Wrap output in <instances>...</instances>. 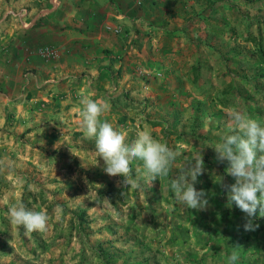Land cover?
<instances>
[{"label":"rangeland","instance_id":"rangeland-1","mask_svg":"<svg viewBox=\"0 0 264 264\" xmlns=\"http://www.w3.org/2000/svg\"><path fill=\"white\" fill-rule=\"evenodd\" d=\"M206 3L193 0V10H199V17L192 13L190 19L183 22V28L177 27V62L182 60L184 64H177V85L170 82L174 85L164 86L167 74L160 68L152 67L149 73L152 82L147 86L139 85L136 91L158 88L160 93L151 96L141 93L133 98L126 90V94L120 93L111 99L133 109V115H129L131 117L125 123L121 122L124 119L121 117H117L119 120L115 123L114 119L110 120L118 131L127 134L126 143H131L137 132L157 130L159 122H166L163 127L166 133L164 142L169 146L173 134L165 128L169 127L167 121L173 119L171 111L181 122L178 130H184L182 137L187 139L190 137L189 123L197 121L196 132L205 138L195 139L197 149L185 146L181 151L177 145V152L181 155L172 165V175H178L181 166L186 160H191L197 151L202 159L204 154L211 152L209 147L215 145H207L211 139L207 136L210 132L211 136L215 137L217 133L221 137L228 129L230 120L225 109L229 107L219 108L213 103L210 100L212 91L219 93L228 84H236L235 89L245 95L252 90V82L255 81L249 76L258 68L253 63V45L243 40V36L247 31L246 25L252 33L257 32L252 20L264 17V0H213L211 5ZM205 12H208L209 18H203ZM230 25L233 29H228ZM259 26L262 35L264 21ZM261 42L264 46V36ZM233 47L240 51L232 56L230 50ZM191 61L196 66L195 83L190 78L192 68H188ZM136 68L139 74L144 73ZM183 72L189 76L185 78ZM260 80L264 86V77L256 76V81ZM203 91H207L206 95ZM255 95L257 97L248 102L250 106L256 103L255 100L264 103L263 97ZM233 98L236 100L233 107L247 113L241 96L237 94ZM255 119L262 121V118ZM66 123L65 118L52 120V124L60 128L57 145H39L33 139H30L32 142L27 141L23 134L20 136L26 143L22 146L15 141L10 143L8 150L18 156L16 165L8 162L3 157L5 149H0V206L4 207L0 209V228H5L0 237V264H226L225 252L229 247L226 249L224 243L219 246L222 236L226 235L219 230V225L214 227L217 230L212 231L215 239L210 244L215 242V245L207 249V253L204 251L206 244L193 248L187 242L183 245L181 236L178 240L173 239L172 233L177 232L169 226L177 213L171 210L172 197L164 183H160L159 179L150 183L144 175L142 162L134 161L131 175L139 181L142 189L121 187L118 182L122 177L109 176L103 171L104 161L95 149H90L89 155L94 157L90 158L84 150L65 146V143L72 144V140L77 139L75 131L66 134L68 141L62 137L61 127L67 133ZM204 161L205 158V164ZM201 180L195 187L206 193V182L203 184ZM207 182L211 184V181ZM148 189L150 197L145 194ZM205 198L209 203L201 210L207 212L213 205L209 194ZM21 202L30 210L47 213L46 231L27 233L11 223L8 210L13 204ZM81 210L83 214L79 215ZM192 214L196 215L197 211ZM187 252L195 253L196 257L190 256L186 260ZM249 253L251 261L258 258L264 264V242L259 251L250 250Z\"/></svg>","mask_w":264,"mask_h":264},{"label":"crops","instance_id":"crops-1","mask_svg":"<svg viewBox=\"0 0 264 264\" xmlns=\"http://www.w3.org/2000/svg\"><path fill=\"white\" fill-rule=\"evenodd\" d=\"M198 1L204 5L205 2L210 5L213 2ZM193 7V0H144L140 5L133 0H40L36 4L31 0H0V149H5L3 157L16 165L18 156L8 149L11 148L10 143L16 142L19 146L26 143L21 134L27 141L32 142L30 139H33L39 145H57L60 128L52 124L56 117L65 118L67 122V133L61 127L62 137L68 141L66 134L75 131L78 139L72 140V144L65 143V146L91 154L90 149L96 150L95 139L87 138L81 129V99L87 96L108 103L110 110L101 119H109L111 123L112 118L115 123L119 120L117 117H121L124 118L121 122L125 123L133 115V109L111 99L120 93L126 94V90L133 98L141 93L149 96L160 93L158 88L136 91L139 85L147 86L152 82L149 79L152 67L160 68L167 74L164 86L177 85V64H183L182 60L177 62V27L183 28V22L189 20L192 13L199 17V10H193ZM9 9L15 10L16 14L20 9L25 11L16 15L7 13ZM207 14H202L203 18H209ZM106 24L118 26L119 30L113 32ZM41 44L54 46L57 54L49 58L40 57L34 49ZM192 63L189 69L195 66ZM136 67L146 74H139ZM183 76L189 75L183 72ZM171 114L173 119L167 121L169 127L165 128L173 134L169 147L176 151L177 145L181 151L185 146L197 149L196 138L191 135L192 124L189 123L188 128L190 137H182L184 130L177 128L181 122L177 121L172 111ZM159 123L157 130L150 132L154 138H162L164 142L166 133L163 127L166 122ZM219 130L222 132V129ZM195 134L201 135L196 131ZM211 135V132L207 135L211 138L208 147L216 145L220 139L217 133L215 137ZM209 148L211 152L203 155L205 167L198 180L202 178V183L206 182V197L209 194L213 205L207 211L210 214L187 208L173 198L170 179L177 174L158 178L168 188L173 201L171 210L177 213L169 226L177 233L171 236L177 240L181 236L182 244L187 242L193 248L206 244L204 251L207 253V249L215 245V242L210 244L215 239L212 231L217 230L214 227L219 225V230L226 233L219 246L224 243L226 249L229 247L225 252L226 260L236 252L241 260L238 259L235 264H262L258 258L251 261L249 251L260 250L264 242V228L254 235L252 231H245V214L234 203L231 207L226 206L225 190L218 183L223 177L224 183L232 184L235 178L225 173L227 161H218L214 148ZM89 157L94 158L93 155ZM149 190L145 191L146 197H150ZM3 208L0 206V209ZM194 211H197L196 215L192 214ZM258 215L257 210L256 217H260ZM4 232L5 228H0V237ZM187 253L186 260L195 256V253Z\"/></svg>","mask_w":264,"mask_h":264},{"label":"clouds","instance_id":"clouds-1","mask_svg":"<svg viewBox=\"0 0 264 264\" xmlns=\"http://www.w3.org/2000/svg\"><path fill=\"white\" fill-rule=\"evenodd\" d=\"M83 105L79 115L84 135L95 139V148L104 161L103 171L109 176H120L121 187L142 189L138 180L132 178L134 161L143 164L144 175L149 182L159 177H168L172 165L181 153L154 138L148 130L139 131L131 143H126L127 134L118 131L112 123L102 120L110 110L106 102H98L90 97L81 99ZM230 124L213 147L218 161H227L225 173L235 178V183L226 184L221 177L219 185L225 190L227 207L235 206L245 214V231H254L258 225L253 221L264 217V124L236 107L225 109ZM204 171V163L199 151L181 166L178 175L170 179V187L177 202L192 210L205 208L209 201L203 190L195 185ZM7 215L12 224L22 227L27 233L46 231L49 217L45 211L28 209L22 202L13 204ZM238 253L228 256V264H235Z\"/></svg>","mask_w":264,"mask_h":264},{"label":"trees","instance_id":"trees-1","mask_svg":"<svg viewBox=\"0 0 264 264\" xmlns=\"http://www.w3.org/2000/svg\"><path fill=\"white\" fill-rule=\"evenodd\" d=\"M33 3H39L40 0H31ZM262 21H264V17L261 18ZM261 19H259V17H255L254 20H252V23L254 25H256V33H252L251 29L249 28V26L246 25V34L245 36H243V40L249 41L250 43H252L253 45V50H252V54L254 55L253 58V63L254 66H257L258 68H256V70L254 71V73L249 76L252 77L253 79H255V81L252 82V90H250L249 92H247L245 95H242V92L239 89H235L237 88L235 85L236 84H228V87L226 89H221L219 90V93H216V91H212L213 93L211 94L212 96H210V100L213 103L218 104L219 108L221 107H230V106H234L235 104V99L233 98L235 95H239L241 96V99L243 101V105L245 106V109L247 110V114L250 115L253 118H262V121L258 120L261 124H264V103H260L258 102V100H255V104L253 106H250V104H248L249 100L256 98L257 96L255 94H258L259 97H263L264 98V86H263V82L262 80H260L259 82L256 81V76L258 77H264V46L261 42L262 37L264 36V34L261 35L260 32V23L262 22ZM261 21V22H260ZM249 23V22H248ZM251 23V24H252ZM223 25H226V23H224ZM228 29H233V26L230 25L228 27ZM238 49H234V47L230 50V54L236 55L237 53H239ZM251 55V54H250ZM192 72V81L193 83L196 82L197 80V72H196V66H192L191 69ZM203 94L206 95L207 91H203ZM210 94V93H209ZM256 96V97H255ZM237 103V102H236ZM219 111V109L217 110V112ZM215 112V113H217ZM197 117H195L196 119ZM198 125L197 121L195 120L194 123H192L191 126V134L195 137V138H205L203 135H198L195 134L196 131V126ZM207 138V136H206ZM83 210H81V214L83 213ZM255 224L258 225V227L252 231V235H254L256 233V231H258L261 228H264V217H255L254 221Z\"/></svg>","mask_w":264,"mask_h":264},{"label":"built area","instance_id":"built-area-1","mask_svg":"<svg viewBox=\"0 0 264 264\" xmlns=\"http://www.w3.org/2000/svg\"><path fill=\"white\" fill-rule=\"evenodd\" d=\"M144 0H133V2L137 5H140ZM25 10L24 9H20L17 14L19 13H23ZM7 13L9 14H16L15 10L9 9L7 10ZM16 14V15H17ZM107 28L111 29L113 32H117L119 30L118 26H111L109 24L105 25ZM34 51L42 58H49V57H53L57 54V49L52 46V45H48V44H41L35 47Z\"/></svg>","mask_w":264,"mask_h":264}]
</instances>
